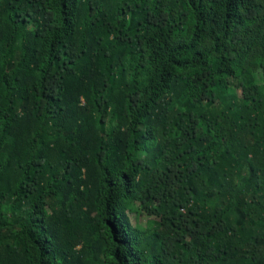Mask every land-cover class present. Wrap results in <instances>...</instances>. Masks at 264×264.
I'll use <instances>...</instances> for the list:
<instances>
[{
    "label": "trees",
    "instance_id": "trees-1",
    "mask_svg": "<svg viewBox=\"0 0 264 264\" xmlns=\"http://www.w3.org/2000/svg\"><path fill=\"white\" fill-rule=\"evenodd\" d=\"M0 264H264V0H0Z\"/></svg>",
    "mask_w": 264,
    "mask_h": 264
},
{
    "label": "rangeland",
    "instance_id": "rangeland-1",
    "mask_svg": "<svg viewBox=\"0 0 264 264\" xmlns=\"http://www.w3.org/2000/svg\"><path fill=\"white\" fill-rule=\"evenodd\" d=\"M147 219L148 218L146 216H143V217L137 219V221L141 222L143 225H146L147 224Z\"/></svg>",
    "mask_w": 264,
    "mask_h": 264
}]
</instances>
